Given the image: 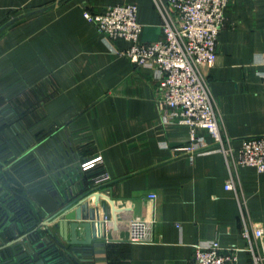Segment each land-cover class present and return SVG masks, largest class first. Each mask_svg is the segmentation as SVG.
Segmentation results:
<instances>
[{"label":"crops","instance_id":"0c3cea01","mask_svg":"<svg viewBox=\"0 0 264 264\" xmlns=\"http://www.w3.org/2000/svg\"><path fill=\"white\" fill-rule=\"evenodd\" d=\"M116 3L136 5L141 40L163 36L157 4L169 9L167 0H0V26L16 18L0 31V95L32 105L30 120L42 132L2 157L11 169L23 158V170L34 173L26 182L36 187L28 207L37 223L57 206L46 186L62 193L69 178L83 184L89 171L79 172L78 161L100 155L110 177L100 188L121 216L145 222L146 237L128 240L125 220H117L106 264H188L200 241L244 248L241 214L250 231L261 226L264 243V170L237 158L242 138L264 136V0H227L223 8L216 60L202 71L229 142L203 152L184 150L188 125L165 121L154 71L129 62L119 54L129 43L107 38L83 16ZM195 132L212 141L205 128ZM229 176L234 189L224 186ZM237 264H249L246 251Z\"/></svg>","mask_w":264,"mask_h":264},{"label":"built area","instance_id":"2783aa9c","mask_svg":"<svg viewBox=\"0 0 264 264\" xmlns=\"http://www.w3.org/2000/svg\"><path fill=\"white\" fill-rule=\"evenodd\" d=\"M154 1L157 4L158 0ZM226 2L227 0H167L169 9L157 4L162 16L163 36L154 41L140 39L142 25L137 21V7L133 3H116L101 13L83 10L84 18L104 36L129 43L119 52L120 55L137 67H149L154 71V78L160 89L157 102L165 121L186 124L190 128L189 144L184 147L186 152L208 151L212 145L224 151V143L229 142V138L222 134L219 114L209 94L207 78L202 71L204 66L209 67L216 60V40L224 23L223 8ZM262 81L264 83V73ZM9 101L10 99L3 98L0 108L8 105ZM196 128H205L212 141L207 142L198 136ZM3 134L6 152L21 151L34 142H28L16 122L5 126ZM237 151L238 164L253 166L258 172L264 170V136L242 138ZM2 158L0 156V170L12 171V163L5 164ZM101 162L100 155L87 156L78 161V170L81 173L99 167L90 178L89 187L101 186L110 178L108 173L100 168ZM62 171L64 172V169L53 174L59 175ZM21 183L25 186L28 184L26 181ZM50 185L53 186L48 184L46 188ZM224 186L226 189H234L231 176ZM0 190V193H3L1 187ZM155 197V193L148 194L151 200ZM1 198L7 200V194H2ZM241 219L240 233L246 240L244 248H224L216 240L200 241L193 245V255L188 264H237L240 250L248 253L249 264H264L261 226L253 224L250 231L243 214ZM130 224L128 240L138 241L146 238L141 232L145 226L144 221L131 218Z\"/></svg>","mask_w":264,"mask_h":264},{"label":"water","instance_id":"95a60500","mask_svg":"<svg viewBox=\"0 0 264 264\" xmlns=\"http://www.w3.org/2000/svg\"><path fill=\"white\" fill-rule=\"evenodd\" d=\"M47 189L57 206L40 224L0 209V264H106L105 243L116 240L112 231L122 225L117 220H125L130 237V215L121 216L100 186L76 185L69 178L62 193L52 185Z\"/></svg>","mask_w":264,"mask_h":264},{"label":"trees","instance_id":"16d2710c","mask_svg":"<svg viewBox=\"0 0 264 264\" xmlns=\"http://www.w3.org/2000/svg\"><path fill=\"white\" fill-rule=\"evenodd\" d=\"M2 100L3 97L0 95V103ZM9 102L10 103L8 105L0 108V156L6 152V143L4 142L5 136L3 134V129L5 126H8V124L13 122L18 123V126L22 129L24 135L27 137L26 139L28 142L40 141L42 137V132L37 128H33V122L29 117V114L30 112H33L34 107L30 104H22L20 100L17 99V97L10 98ZM22 161L23 158H18L12 167V171L5 172L0 170V186L3 193L7 194V201L3 204L2 201H0V209H6L10 211L13 216H15L17 219H20L22 222L26 221L30 223H37V215L33 214L28 207V202L30 200L29 191L36 187L35 185L27 187L21 183L26 181V178L29 176L34 175V173L30 175L26 174V171L23 170ZM98 170L99 168L93 169L89 171V178L88 176H86L87 179L84 177L83 184H85L86 187L91 185L90 178ZM35 173L37 174L38 171ZM109 262L111 263V261Z\"/></svg>","mask_w":264,"mask_h":264},{"label":"flooded vegetation","instance_id":"af4514ba","mask_svg":"<svg viewBox=\"0 0 264 264\" xmlns=\"http://www.w3.org/2000/svg\"><path fill=\"white\" fill-rule=\"evenodd\" d=\"M1 187V186H0ZM1 191V190H0ZM4 194V193H0V198H1V195ZM4 198V197H3ZM3 198L0 199V201H2V204L5 203L7 200H4Z\"/></svg>","mask_w":264,"mask_h":264},{"label":"rangeland","instance_id":"374dc122","mask_svg":"<svg viewBox=\"0 0 264 264\" xmlns=\"http://www.w3.org/2000/svg\"><path fill=\"white\" fill-rule=\"evenodd\" d=\"M4 162H6L5 164H7V161H4ZM10 163V162H9ZM2 168V167H1Z\"/></svg>","mask_w":264,"mask_h":264}]
</instances>
